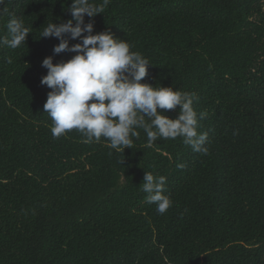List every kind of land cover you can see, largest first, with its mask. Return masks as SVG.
Listing matches in <instances>:
<instances>
[{
	"label": "trees",
	"instance_id": "1",
	"mask_svg": "<svg viewBox=\"0 0 264 264\" xmlns=\"http://www.w3.org/2000/svg\"><path fill=\"white\" fill-rule=\"evenodd\" d=\"M71 4H0V37L12 18L29 29L0 48V264H264V0H111L85 14L93 34L149 61L141 83L196 93L207 154L179 137L149 145L142 129L123 152L75 129L53 138L42 61L75 53L40 36L72 20ZM158 112L175 119L179 106ZM145 172L166 177L163 215L146 203Z\"/></svg>",
	"mask_w": 264,
	"mask_h": 264
},
{
	"label": "clouds",
	"instance_id": "2",
	"mask_svg": "<svg viewBox=\"0 0 264 264\" xmlns=\"http://www.w3.org/2000/svg\"><path fill=\"white\" fill-rule=\"evenodd\" d=\"M4 2L0 0V4ZM110 2L72 0L68 9L72 20L49 23L40 36L59 39L53 48L54 54L75 53L63 63L54 64L52 57L42 61L47 74L41 78V84L51 89L43 109L53 122V138L75 129L86 138V143L99 142L103 137L111 148L123 152L131 148L133 137H139L136 129H142L149 145L158 139L179 137L194 152L207 154L208 133L197 131L198 116L193 108L196 93L141 83L151 65L149 61L142 54L130 51L131 45L116 39L110 31L93 34V23H85V14L91 18L103 13ZM7 29L9 36L0 37V48L16 49L25 44L29 29L22 20L10 19ZM65 34L80 42L70 45ZM177 106L179 114L175 119L158 112V109L173 110ZM203 118L201 113L199 119ZM165 183L166 177L145 172L141 188L146 193V203L155 204L160 215L173 203L164 194Z\"/></svg>",
	"mask_w": 264,
	"mask_h": 264
}]
</instances>
